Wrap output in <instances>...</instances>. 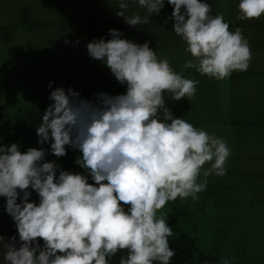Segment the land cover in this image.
I'll use <instances>...</instances> for the list:
<instances>
[{"label":"clouds","instance_id":"obj_1","mask_svg":"<svg viewBox=\"0 0 264 264\" xmlns=\"http://www.w3.org/2000/svg\"><path fill=\"white\" fill-rule=\"evenodd\" d=\"M167 2L172 31L192 57L183 68L217 81L247 71L252 52L240 27L230 30L223 13L210 15L206 0ZM130 3L146 14L126 15ZM117 4L115 14L136 26L148 24L165 0ZM237 8V20L259 19L264 0H238ZM109 35L88 42L87 52L106 64L125 92H99L93 101L57 87L35 127L37 143L50 147L22 152L16 142L0 144V197L19 238L17 246L16 237L0 236L4 264H110L119 251L126 255L118 264H169L173 233L162 209L178 197L198 200L209 176L226 174V140L173 116L164 104L169 97L190 101L199 80L173 71L148 42L121 38L118 29ZM66 146L80 151L76 163L88 175L60 170L57 176L56 162L45 161L46 151L61 157ZM30 189L38 203L29 200ZM232 259L221 257L216 264Z\"/></svg>","mask_w":264,"mask_h":264},{"label":"rangeland","instance_id":"obj_2","mask_svg":"<svg viewBox=\"0 0 264 264\" xmlns=\"http://www.w3.org/2000/svg\"><path fill=\"white\" fill-rule=\"evenodd\" d=\"M65 1L0 0V100L4 98L9 100V95H6V92L3 93L4 88H18L19 93H27L30 87L26 83H46L44 82V75L47 74L49 76L50 74L52 79V71L57 73L58 79L63 83L61 87L65 91L71 88L73 91L78 92L81 98L90 96L96 91V93L106 92L110 95H115L113 83H111L113 75L110 69L100 60L91 58L87 52V43L93 39L101 38V33L95 37L86 38V41L83 38V41H79L77 32H72L70 36L73 39V43L70 44L68 41V45H72L74 48L73 52H76V54H63L60 50L59 53L57 51L59 43L54 38L59 39V37L54 26L51 27L50 37L46 38L43 34H39L32 35V39H29L26 31L20 26L24 19V13L21 10L25 6L30 7L32 23L40 24L42 21L51 20V22L57 24V22L61 21L60 13L74 14L78 10L76 7V5H79L78 1L68 0V3ZM85 1L96 7L97 4L107 7L114 6V3L110 0H97L98 3L95 0ZM89 9L87 8V11L97 15L103 7ZM68 49L71 50L70 47ZM68 66H76L75 68L87 66L88 69L99 71L101 79L106 77L109 82L89 83V77L79 78V75L72 77L68 72ZM67 78L71 79L72 84L68 83ZM116 85L118 84L116 83ZM166 101L169 104L164 103L165 107L175 116L177 111L172 106L175 100L169 97L165 99ZM193 125L197 127L196 124ZM203 129L206 131L208 129L209 133L219 135L217 130L213 131V127L209 126V128L204 127ZM260 132L261 134L253 135L252 137L253 141L258 139L255 142V148L239 153L233 151L234 154L258 155L260 152L262 153L264 151V130ZM258 149L260 151H256ZM231 155L232 153L225 165L226 170L234 171L233 164L244 166V169L238 174L228 176L227 184H231V186H229V189L224 190L226 197L229 198L225 209L212 206L213 200L210 195L212 189L206 194L199 195L200 202L198 204L193 203L194 200L188 197L190 204H193L191 212L193 216L198 218L197 235L203 244L209 240L212 249L216 245L225 244L226 250H229L230 253H246L241 257L236 255L235 259L241 260V258H244V261L251 260L256 262L253 258H258V261L262 263L264 262V159L257 163L258 167H256L254 161L251 162L245 158L238 163H234ZM216 178L217 176L215 175L208 178L206 188H210V185L215 184ZM228 191H232L231 197L227 195ZM162 211L165 212L168 219L170 214L168 203H166ZM218 229L228 230L227 241H224L223 236H218ZM238 250L240 251L238 252Z\"/></svg>","mask_w":264,"mask_h":264},{"label":"trees","instance_id":"obj_3","mask_svg":"<svg viewBox=\"0 0 264 264\" xmlns=\"http://www.w3.org/2000/svg\"><path fill=\"white\" fill-rule=\"evenodd\" d=\"M75 1H78L79 3V5H76L78 10L74 14L60 13L59 16L61 21L57 22V24L51 22V20L42 21L40 24L32 23L30 18V7L25 6L21 10L24 13V19L20 26L26 31V35H28L29 39H32V35L39 34H43L46 38L50 37L51 27L54 26L55 30H57L56 34L60 39L54 38L59 43L57 48L58 53L60 50L63 54H76V52H73L74 48L72 45H68V41L70 44L73 43V39H71L70 36L72 32H77V39H79V41H86V38L95 37L100 33L105 34L101 35V37L110 39L109 29H118L122 33L121 38L128 39L132 33H150L152 29L162 25L160 19L156 20L150 18L148 24L131 26L128 25L125 20L120 19V21H116L115 19L112 20L108 17H100L99 13L95 15L93 12L87 11V8H97L96 6L91 5L88 1ZM65 2L68 3V0ZM63 28L65 29L62 30ZM68 46L71 50L68 49ZM75 67L76 66H68L67 68L72 77L77 75H79V78L89 77V83L109 82V79L107 81L106 77L101 79V73L99 71L88 69L87 66L84 68ZM51 73L52 79L50 74V77L47 74L44 75V82L46 83H26L29 85L30 89L24 94L19 93L18 88H4L3 93L6 92V95H9V100L5 98V101L4 99L0 100V144L9 145L10 143L16 142L19 144L22 152L26 151L29 147H43L45 150L50 147V144L48 143L43 145L37 143L38 136L35 127L41 122L42 114L47 105L52 103L48 98L50 91L57 87H61V84H63L58 79L56 72L52 71ZM66 75L65 70V77ZM67 80L68 83L72 84L70 78H67ZM50 81L52 82L51 89L48 87ZM111 83H113L115 95L124 93L121 84L117 83L114 76L111 78ZM116 83L118 85H116ZM96 92L90 94V96L84 97V99L94 101L96 98ZM81 155L82 154L78 149L66 146V155L61 157H56L51 152L46 151L45 161L54 160L56 162L59 166L57 176L59 175L60 170H68L73 173L88 175V173L76 163V158ZM235 174L237 173H226L223 176H217L216 183L210 185V188H206L204 191L198 193V196L200 194H206L212 189L210 193L213 200L212 206L225 209L226 202L229 201V198L226 197L224 190L229 189V186H231V184H227L228 176ZM212 176L213 175L209 176V178ZM89 183H93L90 178ZM30 191L31 196L29 197V200L38 203V194L34 190L30 189ZM231 192L232 191L227 192L229 197H231ZM17 202H19V198ZM198 202H200L199 199L198 201H193V203L197 204ZM190 203L189 198L180 200L179 197L174 201L168 202L170 214L167 220L169 226L172 227L173 233L168 240L170 247L175 250V255L170 258L169 264H216L221 257H234V259L231 260V264H264V262H259L258 258H253L257 263L252 262L251 260L244 261V258H241V260L235 259L236 255L241 257L246 253H230L229 250H226L225 244L216 245L214 249H212L209 240L203 244L200 237L197 235L198 218L193 216V213L191 212L193 204ZM223 215L226 217L225 214ZM217 233L219 237H224V241L228 240V230L218 229ZM0 235L3 236L6 241L11 240L12 237H16V239L19 240L15 223L11 216L5 211L4 197H0ZM39 243L42 245L43 241L40 240ZM239 251L240 250H238V252ZM121 255H126V253L119 251L111 258L110 264H118Z\"/></svg>","mask_w":264,"mask_h":264},{"label":"crops","instance_id":"obj_4","mask_svg":"<svg viewBox=\"0 0 264 264\" xmlns=\"http://www.w3.org/2000/svg\"><path fill=\"white\" fill-rule=\"evenodd\" d=\"M110 1L114 6L97 4V8L103 7L99 16L116 21L125 20L124 17L115 14L118 7L117 0ZM206 2L211 6L210 15L223 13L224 19L229 23V29L235 30L236 27H240L242 34L247 37L252 52L247 71H236L227 80L217 81L206 75H200L194 68H183L184 61L192 57L184 52V42L172 31L173 20L169 17L173 9L167 0L158 14L150 16L156 20L160 19L163 26L155 27L150 33H132L128 39L139 44L148 42L149 47L156 51L158 58L168 59L173 71L199 80L196 93L190 101L185 97L179 101L175 100L172 104L177 111L175 117L184 118L196 124L197 128L213 127V131L217 130L218 136H222L231 148V158L234 163L245 158L254 161L255 166L258 167L257 163L264 159V151L258 155H235L234 152H245L255 148L258 139L253 141L252 137L261 134L260 131L264 130V15L259 19L237 20L238 0H206ZM134 12H138L141 16L146 14L144 9L130 3L125 14L131 15ZM121 86L122 91L125 92L126 86ZM164 103L169 104L168 101ZM232 167L234 171L226 170V173L238 174L244 169V166H236V164Z\"/></svg>","mask_w":264,"mask_h":264},{"label":"water","instance_id":"obj_5","mask_svg":"<svg viewBox=\"0 0 264 264\" xmlns=\"http://www.w3.org/2000/svg\"><path fill=\"white\" fill-rule=\"evenodd\" d=\"M2 245L3 241H0V264H4L3 253L6 251V249Z\"/></svg>","mask_w":264,"mask_h":264},{"label":"built area","instance_id":"obj_6","mask_svg":"<svg viewBox=\"0 0 264 264\" xmlns=\"http://www.w3.org/2000/svg\"><path fill=\"white\" fill-rule=\"evenodd\" d=\"M9 241H10V240H9ZM16 241H17V246H19V240L16 239Z\"/></svg>","mask_w":264,"mask_h":264}]
</instances>
